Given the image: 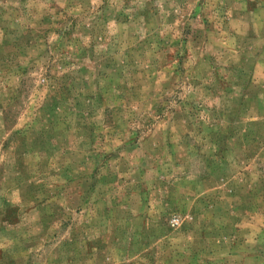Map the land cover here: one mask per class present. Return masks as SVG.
<instances>
[{"label":"rangeland","instance_id":"obj_1","mask_svg":"<svg viewBox=\"0 0 264 264\" xmlns=\"http://www.w3.org/2000/svg\"><path fill=\"white\" fill-rule=\"evenodd\" d=\"M0 264H264V0H0Z\"/></svg>","mask_w":264,"mask_h":264}]
</instances>
